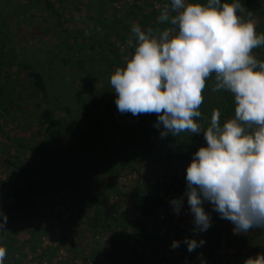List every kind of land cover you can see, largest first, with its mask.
Masks as SVG:
<instances>
[{"label": "trees", "instance_id": "1", "mask_svg": "<svg viewBox=\"0 0 264 264\" xmlns=\"http://www.w3.org/2000/svg\"><path fill=\"white\" fill-rule=\"evenodd\" d=\"M45 1V9L56 15L54 25L60 30L56 32L55 49L43 59L29 55L19 38L23 16L32 17L42 0H29L28 6L17 9L12 23L0 14V119L8 117L13 123L17 121L15 108H20L21 103L14 98V89H5L2 79L4 71L17 67L18 72L27 73L32 89L29 96L37 108L35 117L44 127L40 129V145L33 147L37 153L36 163L25 161L24 151L30 146L27 143L17 144L16 154L0 149L2 166L8 173L0 176V222L4 215L7 216L4 228L0 229V247L6 249L4 264H58L60 248H54L47 239L61 242L68 253L65 260L70 263L71 259L70 264H77L82 254H85V264H141V260L135 258L138 251L130 245L132 238L144 243L143 256L145 251H150L155 257L161 256L165 264H212L216 254L212 248L213 251L210 247H198L191 254L185 243L181 244L186 248L184 256L170 260L169 248L158 252L145 226L147 219L156 218L170 199L186 197V172L181 171L180 165L190 164L199 148L207 146L203 133L183 132L178 136L162 137L164 129L162 125L156 127L158 116L154 113L137 116L124 113L118 117L119 123L116 120L108 123L102 116V109L108 103L106 95L110 91L115 93L110 84L111 75L117 68H126V55L129 59L134 55L135 41L132 45L128 43L132 26L139 24L144 31L150 27H170L168 23L158 24L157 18L171 0H133L122 13L113 7L115 0H96L97 13L89 18L91 26L86 31L65 28L54 3ZM227 2H239L244 11L238 10L237 14L245 20L252 19L256 33L264 34V0ZM186 3L206 4L207 0H186ZM108 4L109 9H113L111 13L105 10ZM121 48L126 55L121 54ZM253 54L264 61V46L255 48ZM70 66L76 68L74 75L69 79L63 77L59 95L55 89V75L60 73V68ZM81 71L86 76L77 79ZM214 83L213 74L206 79L202 93V117L196 118L202 131L210 126L213 110L220 111L221 125L235 117L234 94L223 89L212 91ZM37 93L42 98H36ZM75 99L82 110L74 109L75 114L70 119L69 111H73L71 105ZM43 102L47 107L39 114ZM59 104L67 108L68 113L56 119L53 112ZM65 126L69 132L63 140L59 137ZM62 140L64 146H59ZM142 163L157 166L161 177L153 180L149 175L143 176ZM126 171L136 175L122 196L125 200L131 199V217L121 212L115 203H110L104 190L99 193L95 189L98 183L97 186L104 188V183L99 181ZM82 214L87 223L84 231L80 229L83 234L75 235L78 242L68 236H58L63 231L60 224L64 217L74 226L82 223L79 220ZM189 231L182 230L171 218L166 235L192 239ZM107 235L110 237L106 240ZM163 237L154 241L159 245ZM85 238L86 244L83 243ZM219 238L218 235V241Z\"/></svg>", "mask_w": 264, "mask_h": 264}, {"label": "clouds", "instance_id": "2", "mask_svg": "<svg viewBox=\"0 0 264 264\" xmlns=\"http://www.w3.org/2000/svg\"><path fill=\"white\" fill-rule=\"evenodd\" d=\"M238 10L244 11L239 2L227 0H171L157 18L158 24L171 26L144 31L133 25L128 43L135 41L134 55L110 77L119 112L156 114L162 137L203 133L207 146L194 154L185 177L184 195L196 232L211 226L205 201L235 226L236 235L264 230V61L253 54L264 46V34L258 35L255 22ZM213 74L212 91L234 94L235 117L221 125L220 111L213 110L210 126L202 131L196 118L202 117V93ZM170 203L179 214L183 197ZM6 222L4 215L0 229ZM180 243L173 241L172 247ZM184 243L192 252L204 241L186 237ZM5 257L6 249L0 247V264ZM244 264H264V253Z\"/></svg>", "mask_w": 264, "mask_h": 264}, {"label": "rangeland", "instance_id": "3", "mask_svg": "<svg viewBox=\"0 0 264 264\" xmlns=\"http://www.w3.org/2000/svg\"><path fill=\"white\" fill-rule=\"evenodd\" d=\"M48 1L54 3L55 8L58 10V13L62 17L61 23L64 25V27L73 30H88L91 26L89 18L94 16L97 13L98 9L96 0ZM28 2L29 0H0V14L3 15L7 22L12 23L14 16L18 13L16 12L17 9L28 6ZM132 3H134L133 0H115L113 1L112 5L113 7H117L122 13L124 8L128 7ZM45 7L46 1L42 0L40 5L37 6V11H34V15L32 17L28 15H25L26 17L23 16L24 24L21 27L22 32L19 36L20 44L24 47L25 51L29 55L32 54L36 59L45 58L50 50L55 49V39L58 36L56 32L60 30L59 27H56L54 25L57 22L56 15H51L50 12L45 9ZM105 10L107 11V13L113 12V9H109V4L105 7ZM79 42L82 43L81 40H79ZM125 52L126 51H123V49L121 48V54L123 56L126 55ZM76 56H79V54H77ZM126 56L127 57L125 58H129V55ZM75 69L76 68L73 66L59 69L60 73L55 75V89L57 94L60 95L59 86L62 85L63 77L65 76L69 79L71 75H74L73 73ZM81 72L82 73H79L80 77H78L77 79L85 78L86 74L83 71ZM2 79L5 80L6 90L14 89L16 91L14 98L17 101H20L21 105L20 108H15V110L17 111V121L15 123L9 120L10 118L8 117L0 119V149H7L13 154H16L17 144L27 143L30 146L29 148H25V161L28 160V162L31 164L36 163L37 153L33 151V147L34 145H40V129L44 127L39 125L35 117L37 115L35 113L37 108L35 105H33V101L29 96V93L30 91H32V89L29 87V83L27 82V73L24 71L18 72V68L13 67L12 69L4 71ZM87 92L88 91H86L85 94H87ZM37 94L38 96L36 98H42V95L40 93ZM106 100H108V103H106L104 105V108L102 109V112L104 114H102V116H104L103 118H106L108 123L113 122V120H116V122L119 123L118 117L124 116V113L119 112L117 109L115 103L116 94H113L112 91L108 92V94L106 95ZM76 102L78 103V99H75L74 103L71 105L73 111H69L70 114L68 117L70 119L71 116L75 114L74 109H77L78 111L82 110V108H80V106ZM46 107V102H43L41 108L38 109L39 114L43 113V111L46 110ZM67 110V108L59 104L56 110H54L53 115L56 119L63 118L65 114L68 113ZM87 126L89 127V125ZM66 128L67 126L63 128L64 130L59 137L63 140H66V137L68 136L69 131L65 130ZM63 140L61 141V145L59 146H64ZM21 152H23V150H21ZM2 160L3 159L0 155V176L4 177L8 173L2 166ZM189 165V163L187 165V163L184 162L182 165H180L181 171L185 170L186 172V169ZM141 166L142 169L140 168V170L141 173L143 172V176L149 175L153 180H156L161 177V173L157 166L148 165L145 163H142ZM127 172L128 171L123 174H119V176L117 175L113 177H108L104 180L99 181L100 183H104V188L97 186L99 184L98 183L95 185V189L96 192L99 193L103 192L104 190L105 196L109 197V202L115 203L117 208L121 212L131 217V199L128 198L125 200L122 196L127 190V188L132 185L133 180L136 178V175ZM171 200L173 199H170L167 203H165L161 210V213L156 216V218L147 219V223L145 225L146 232H148V235L151 236V241L153 240L152 242L154 243L155 247L157 246L156 250H158V252H164L167 250V248H169L168 258L170 260L172 257L174 259H178L181 256L183 257L184 252L186 250V248L181 246V244L184 243V239H182L179 235H166V230L170 225L171 218L174 219L180 225V228L185 232L190 230L189 232L192 235V239H196L197 241L203 240L204 243L200 246L201 248L210 247V249L212 248L214 250L213 251L211 249L213 252H216V254L213 256L212 264H230V262L235 261L237 259H242L240 264H244L246 257H255L257 254L264 253V230L259 228H252L247 233L236 235L233 232V228L235 226L230 221L221 219L220 215L217 212L213 211V206L211 205V203L205 201L203 207L211 217V226L208 228L207 231L196 232L194 231V229L196 228V225L194 224V215L190 211V207L187 202V196L183 199V205L180 208L179 214H177L174 210V206L170 203ZM58 208L60 209V206ZM81 217L84 218V220ZM80 219L82 223L70 226L67 219L64 217L60 224V228H62L63 231L58 233V236H68L70 240L74 239V241L78 242L76 236L78 233L83 234L80 229L84 231V228H86L87 223L85 215H80L79 220ZM55 231L58 232L59 228L58 231ZM217 234L220 236L219 241L217 239ZM85 236L88 237V235H86V232ZM109 237L110 236L107 235L106 240ZM157 237H163L159 245L156 241H154ZM86 239L87 238L84 239V244L87 243ZM48 240L49 239H47L46 242H49V244L54 246V248H60V255L56 259V262H58V264H64L68 262L67 260H65L68 257V253L63 249L61 242H59L58 239H56L55 241ZM177 240L181 242L180 246L177 248H173V241ZM130 245L134 246L138 251L137 256L135 258L141 260V264H165L162 263V260L160 259L161 256L155 257L156 255L150 251H145V256L147 257L143 256L144 254H142V252L144 249V243L141 239L132 238ZM207 250L210 251L209 249ZM193 252L194 251L190 253L192 254ZM130 254L131 251L129 250V255ZM84 256L85 254H82L77 259L76 263L85 264V262L83 261ZM187 256L192 257L191 255ZM153 258L157 259V261L153 262Z\"/></svg>", "mask_w": 264, "mask_h": 264}, {"label": "built area", "instance_id": "4", "mask_svg": "<svg viewBox=\"0 0 264 264\" xmlns=\"http://www.w3.org/2000/svg\"><path fill=\"white\" fill-rule=\"evenodd\" d=\"M241 261L242 259H237L235 261L230 262V264H240Z\"/></svg>", "mask_w": 264, "mask_h": 264}, {"label": "crops", "instance_id": "5", "mask_svg": "<svg viewBox=\"0 0 264 264\" xmlns=\"http://www.w3.org/2000/svg\"><path fill=\"white\" fill-rule=\"evenodd\" d=\"M247 248H249V247H247ZM249 250V249H248ZM244 255V254H243ZM246 259H247V257H246ZM182 264V263H181Z\"/></svg>", "mask_w": 264, "mask_h": 264}]
</instances>
